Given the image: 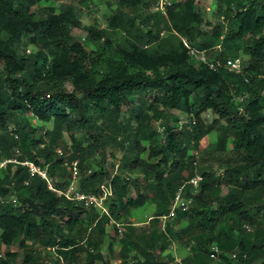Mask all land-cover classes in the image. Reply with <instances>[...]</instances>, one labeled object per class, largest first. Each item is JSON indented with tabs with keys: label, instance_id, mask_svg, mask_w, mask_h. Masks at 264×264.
Here are the masks:
<instances>
[{
	"label": "trees",
	"instance_id": "obj_1",
	"mask_svg": "<svg viewBox=\"0 0 264 264\" xmlns=\"http://www.w3.org/2000/svg\"><path fill=\"white\" fill-rule=\"evenodd\" d=\"M47 1L0 0V159L18 148L19 161L46 168L62 191L70 182L63 179L65 161L77 158L80 173L88 152L97 149L105 155L108 142L118 144L124 153L116 172L110 175L101 162L87 178H79L77 187L98 194L108 179L107 221L150 202L155 209L152 225L157 226L179 188L190 200L188 210L177 209L175 217H166L185 221L177 232L167 225L133 236L130 225L120 264H211L212 243L224 252L219 264H264V0H213L214 12L222 11L224 22L204 18L196 0H165L164 9L156 11L152 8L158 0H113V7L106 4L110 13L105 27L81 26L73 3L43 7L45 16L35 18L32 7ZM73 1L83 5L88 0ZM73 28L84 29L90 46L72 34ZM22 36L34 47L27 55L16 50ZM217 45L212 60L238 57L237 49L243 50L241 72L213 70L189 54L188 46L207 52ZM136 98L137 114L123 117V105ZM167 110L178 111L184 120L171 125ZM17 112L50 122L44 132L49 141L19 124ZM14 118L17 123L10 122ZM64 129L72 154L58 157L55 143ZM213 132L215 142L201 148L200 141ZM141 138L150 142L147 158L140 156ZM154 157L158 159L150 161ZM198 158L204 166L197 164ZM0 171V198L15 191L18 201L13 205L0 200L2 245L23 250L29 241L44 247L57 244L52 264H61L59 256L69 260L79 250L86 252L85 264L101 259L88 240L78 242L70 234L75 229L80 234L86 222L103 231L95 209L48 189L45 179L29 174L20 163H8ZM139 173L150 180L142 185ZM196 173L202 180L193 187L187 181ZM245 224L255 232H248ZM172 239L190 248L187 261H176L170 253L160 258L158 253L167 251ZM131 248L136 250L132 257ZM233 251L238 252L236 260L228 255ZM16 256L7 252L8 259L0 264H11ZM47 259L27 251L20 264H48Z\"/></svg>",
	"mask_w": 264,
	"mask_h": 264
},
{
	"label": "rangeland",
	"instance_id": "obj_2",
	"mask_svg": "<svg viewBox=\"0 0 264 264\" xmlns=\"http://www.w3.org/2000/svg\"><path fill=\"white\" fill-rule=\"evenodd\" d=\"M113 0H88L86 4H79L78 2H75L73 0H49L47 2L37 4L32 7V11L35 13V18H42L45 16V11L43 7H54L55 9H59L62 5H67L70 3H73L75 7L77 8L76 13L78 14V17L81 22V26H88V25H96L99 27H105V17L110 13V6L113 7L114 4L112 3ZM107 2H111L112 5L109 7L106 5ZM226 5V2L222 3V10H224V6ZM157 7H160L159 5ZM196 7L201 12L207 20H211L212 22L217 20L218 18L221 21H225L221 15L223 14L222 11L214 12V2L213 0H196ZM153 11L161 10L157 9L155 6L152 8ZM223 22V26L225 25ZM72 34L82 40L87 46H90V44L84 39L86 36V32L82 28H73ZM184 41V40H183ZM185 43V41H184ZM220 49V45L215 46L212 50L207 51V57L211 58V52L215 50ZM16 50L18 54L27 55L31 53L34 50V47L31 46L28 43V36H22L19 43L16 46ZM242 49H237L236 56L243 60L245 58V55L242 52ZM234 58V57H232ZM195 59V58H194ZM196 60V59H195ZM197 61V60H196ZM64 86L71 90V87L68 83L64 82ZM150 99L153 98V95H149ZM237 100H234L236 102ZM138 105V99L136 98L134 102H131L130 104H124L122 107V115L123 117H127L129 115L137 114L136 108ZM209 114L206 118L207 121H210L212 117V113L207 111ZM135 114V115H136ZM206 114V113H205ZM15 118L18 119V123L21 125H24L28 129H34L35 136L37 137H44L46 142L49 141V136H45L44 132L45 130H48L52 125L51 123H42L39 119H37L35 116H33L30 113H23V112H17L15 114ZM204 116V114L202 115ZM183 115H181L176 110H167V118L171 125L178 126L182 120H184ZM15 118L10 121L11 123H17ZM179 120H181L179 122ZM133 125H135V120H132ZM154 124H157L155 122ZM76 135H79L78 132H75ZM160 134L157 133L156 137L158 140ZM142 139V138H141ZM216 140V133H211L208 136H205L200 141V147H211L212 144ZM140 143L143 146V150L140 153V156L142 158H147L149 153V141L147 139H142ZM56 144V148L64 149L65 154H72V149L70 146V139L68 137L67 132L65 129L63 130L60 138L58 139ZM87 143H84L83 145H86ZM126 147V146H124ZM42 148V146H40ZM105 155H102L99 150H94L88 152L84 156L85 163H83L82 167H80V177L87 178L91 173L99 169L101 162L105 161V166H107V169L111 174L116 172L117 164L119 159L121 158L122 154L124 153V149L120 148L118 144H114L112 142H108V144L104 148ZM195 150H190V154H193ZM104 156V157H103ZM158 158L154 157L150 159V161L154 162ZM42 160V159H40ZM103 160V161H102ZM197 164L199 166H204L205 161H201L200 158L197 159ZM213 167H216L214 164ZM3 168H0V170ZM46 169V168H45ZM6 170V169H5ZM47 171V170H46ZM219 171V170H218ZM4 172L0 171V175H2ZM187 172H184L183 174L186 175ZM137 178L139 180V183L142 185L147 182V180H150L148 177H143L142 173H139L137 175ZM64 180H70V175L67 173L63 177ZM108 179L105 178V183L100 184V188L103 190L102 192L98 193L100 195V200L102 206L97 210L95 209L98 214L100 215L99 218L102 220V223L104 224L103 231H99L97 229V226H95V222L89 223L86 222V224H83L82 232L79 234L78 229H75L70 234L74 235L76 238H78V242L80 240L86 239L88 240L92 245H94L97 252L101 254V259H97L93 262V264H120L121 263V253L120 248L122 242L126 240V235L129 232L128 227L130 225H133L135 234H132L133 236L138 235L140 236V233L142 231L150 232L151 230H159L164 229L167 225L170 226L171 231H179L185 225V221H181L180 223H176V219L171 220L168 218H165L161 215L159 223L157 226L152 225V220L155 217L154 212V206L148 202L145 205L131 210L129 214L126 216L119 217L118 219H114L113 216H110L111 220L107 221L108 212L107 207L110 204L111 196H108V190L105 188L107 186ZM53 182L56 186V181L53 179ZM80 179L76 182H74V186L77 188L78 186H81ZM97 185V184H95ZM106 185V186H105ZM94 209V208H93ZM248 225V224H245ZM250 227V225H249ZM166 229V228H165ZM121 230V232L119 231ZM247 230V229H246ZM251 234L255 232L254 227H250V230H247ZM130 234L128 237H132ZM133 239V238H132ZM136 240V239H133ZM183 240V239H182ZM170 242L171 246L167 249V251L157 252L161 259L165 257L167 253H170L173 258L176 261L184 262L187 261L190 258L191 250L190 248L185 244L184 241H178L176 239H172ZM15 251L17 252V256L15 259H11V264H20L22 262L23 255L28 251L30 252H37L39 255L40 260H45V258H50V260H46L48 264H52V261H55V253L53 250H47L46 247H44L42 244L39 243H30L28 242V248L20 250L16 246L6 247L0 243V252L3 254V257L0 259H8L7 258V252ZM133 254H136V250L134 248H131V252L128 256L132 257ZM61 264H85L86 263V252L84 250H79L77 253L73 254L69 260H65L64 257L62 259L61 256ZM235 263L236 261H232ZM208 264V263H207ZM223 264H226L224 261Z\"/></svg>",
	"mask_w": 264,
	"mask_h": 264
},
{
	"label": "built area",
	"instance_id": "obj_3",
	"mask_svg": "<svg viewBox=\"0 0 264 264\" xmlns=\"http://www.w3.org/2000/svg\"><path fill=\"white\" fill-rule=\"evenodd\" d=\"M164 1L165 0H158L157 1V6L159 5L160 7L155 6L157 9H164ZM189 49V54L193 58H195L198 62H202L205 64H208L209 68L215 70L218 67H222L223 69H226L228 71L236 72L239 73L241 72V60L238 57L234 58H226L225 60H212L211 58L207 57L206 50H197L195 48H191L188 46ZM247 81V79H245ZM246 94L238 95L235 97V100L240 101ZM208 116V114L206 115ZM161 130V128L159 129ZM12 134V133H11ZM16 137V136H15ZM55 153L57 154L58 157H63L65 156V150L56 148ZM21 155V151L18 148L14 149V153L10 157H4L0 159V168H4L8 163H20L22 166H25L28 168L29 174H37L41 178L45 179L47 182V187L50 190L56 191L58 194H64L69 200L78 202L82 205V207L85 208H94V209H99L102 204L100 200V195L94 192H83L78 190L74 186V182L78 181L80 178L79 175V162L77 158L71 159L70 161H65L64 165L67 168V172L70 175V182L69 185L64 189V190H58L53 182V178L50 177L47 174V171L45 168H42L40 165H37L31 161L24 160V161H19V156ZM202 180V176L199 173H196L192 177L189 178L187 181L190 183L193 187H196L198 183ZM1 202L3 203H12L13 205H17V197L15 191H11L8 193V196L1 197L0 198ZM190 205V200L186 199L182 195V188H179L175 194L172 197L171 201V207L169 213L164 216L173 218L176 216V210L180 209L182 211L188 210ZM244 228L247 230H250L249 225H244ZM121 232V230H119ZM83 244L90 252H94V249L92 247L87 246L84 242H80ZM57 247V244L54 246H47V250H55ZM223 250L216 244L212 243L209 246V259L211 264H219L221 261ZM228 255L233 259L236 260L238 258V252L233 251L229 252ZM3 257V254L0 252V258ZM242 257L245 258L246 255L242 254Z\"/></svg>",
	"mask_w": 264,
	"mask_h": 264
}]
</instances>
